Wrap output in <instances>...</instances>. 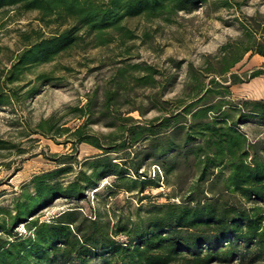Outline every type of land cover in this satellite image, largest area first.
Listing matches in <instances>:
<instances>
[{
	"label": "trees",
	"instance_id": "1",
	"mask_svg": "<svg viewBox=\"0 0 264 264\" xmlns=\"http://www.w3.org/2000/svg\"><path fill=\"white\" fill-rule=\"evenodd\" d=\"M232 1L0 0V12L9 7L37 10L45 25L65 23L48 36L34 30L31 39L29 32L23 33L24 44L6 74L8 83L21 81L33 66L73 48L115 41L124 57L100 103L95 88L84 104L69 107L73 116L83 119L72 130L55 126L51 117L37 122L41 134L69 132L73 141L88 142L102 152L88 162V171L80 169L67 183L51 178L68 167L33 174L28 182L32 190L23 187L11 207H0V264H89L94 257L100 258L97 264H210L264 257V138L250 140L238 125L245 119L264 120V99L233 100L229 89L230 83L242 81L230 69L245 52L264 55V20L243 16L239 37L222 44L212 59L207 56L200 69L190 62L182 96H163L166 85L155 65L124 62L138 37L125 24L127 18L170 21L178 11L210 2L240 5ZM53 79L44 71L35 75L38 82ZM129 85L151 88L147 99L149 108L156 109L154 115L129 114L144 113L140 106H130ZM9 91H0V105L16 95V88ZM99 121L111 129L103 135L86 130L89 122ZM7 147L9 142L0 138V149ZM148 161L162 171L164 184L172 187L177 200L143 204V197L136 195L139 204L132 214L108 216L91 206L85 211L81 201L86 189L107 175L129 177L126 190L139 193L147 184L159 185L158 175L139 172ZM59 197L76 202L50 220H40L41 211ZM19 225L24 233L17 231Z\"/></svg>",
	"mask_w": 264,
	"mask_h": 264
},
{
	"label": "rangeland",
	"instance_id": "2",
	"mask_svg": "<svg viewBox=\"0 0 264 264\" xmlns=\"http://www.w3.org/2000/svg\"><path fill=\"white\" fill-rule=\"evenodd\" d=\"M235 1L240 2V5L232 3L224 7L218 2H210L191 11L181 10L173 14L170 21L161 17L127 18L125 24L138 37L132 41L130 53L126 54L127 59L123 61H144L155 65L161 70L158 77L166 85L163 96H182L190 62L196 70L200 69L207 56L212 59L222 44L239 37L242 29L240 20L246 22L243 16L253 15L257 20H264V0ZM38 15L37 10H21L16 7L0 12V91L10 92L9 88H16V95L10 103L0 105V138L11 145L0 149V207H11L23 187L32 190L28 182L33 174L68 167V171L51 178L52 182L67 183L80 169L88 171V162L102 150L85 141H73L69 132L60 136L41 134L36 131V124L43 118L51 117L55 126L61 124L72 130L83 119L73 116L69 107L84 104L87 94L95 88V101L100 103L117 66L123 64L121 61L124 57L120 55L123 47L114 41L107 45L73 48L62 52L50 62L33 66L30 72L22 75L21 81L8 83L6 74L24 44L23 33L29 32L31 39H34V30L48 36L55 29L65 26V23L57 25L56 22L45 25L38 19ZM177 61H181L179 65H176ZM230 70L242 79L230 83V97L233 100L264 99V55L247 51ZM255 70L261 72L252 75ZM42 71L50 73L54 79L49 82L35 81V75ZM31 86L34 89L29 91ZM128 92L130 106H140L144 112L140 115L137 110L131 111V116L148 118L156 113L155 108L148 106L147 96L151 88L129 85ZM238 125L250 140L264 138V120L245 119ZM110 129L103 121L86 125V130L98 135ZM104 142H108L107 139ZM140 143L142 146L143 142ZM116 154L108 152L110 157ZM139 172L154 178L158 175L159 185L147 184L143 192L139 193L126 190L129 177L120 179L117 175H107L98 181L95 188L90 186L86 189V199L81 201L85 211L88 212L91 206L94 210L106 212L108 216L118 211L132 214L139 204L136 195L143 197L140 201L143 204L177 200L171 196L172 187L164 184L162 171L153 163L146 162ZM75 202L74 198L59 197L41 211L39 218L50 220L58 211ZM17 231L24 233V226L19 225ZM99 261V257H94L89 264H97ZM210 264H264V257L253 262L235 259Z\"/></svg>",
	"mask_w": 264,
	"mask_h": 264
}]
</instances>
